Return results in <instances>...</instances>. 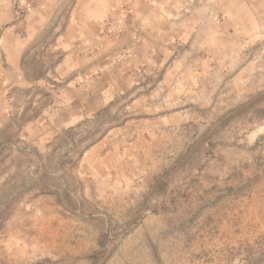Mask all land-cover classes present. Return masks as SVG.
Here are the masks:
<instances>
[{"label":"rangeland","instance_id":"rangeland-1","mask_svg":"<svg viewBox=\"0 0 264 264\" xmlns=\"http://www.w3.org/2000/svg\"><path fill=\"white\" fill-rule=\"evenodd\" d=\"M202 2L180 86L116 68L64 98L47 27L41 124L0 134V264H264V0Z\"/></svg>","mask_w":264,"mask_h":264},{"label":"crops","instance_id":"crops-1","mask_svg":"<svg viewBox=\"0 0 264 264\" xmlns=\"http://www.w3.org/2000/svg\"><path fill=\"white\" fill-rule=\"evenodd\" d=\"M202 3V0H0V134L15 125L19 117L29 119L27 132L31 128L35 132L41 124V116L32 114L26 101L33 102L35 108L36 101L41 99V73L29 70L41 69L36 52L41 51L39 41L48 26L59 38L47 50L49 62L59 54L63 59L55 67L50 66L55 72L50 70L47 76L63 83L58 92L62 95L66 92L64 98L75 86H80L77 91L88 90L91 83H97L116 68L125 71L129 67L133 79L139 72L162 70L158 84L180 86L186 83V75L179 74L184 66L168 46L180 45L186 38L197 36L203 18ZM121 6L129 8L130 17L122 26L123 37L110 41L103 34L101 23L113 16L114 8ZM204 15L212 18L211 7L204 10ZM124 51L131 59L121 60L119 69L115 60Z\"/></svg>","mask_w":264,"mask_h":264},{"label":"built area","instance_id":"built-area-1","mask_svg":"<svg viewBox=\"0 0 264 264\" xmlns=\"http://www.w3.org/2000/svg\"><path fill=\"white\" fill-rule=\"evenodd\" d=\"M113 16L103 23V30L106 34L118 35V28L125 24L130 17V11L126 8H115L112 11Z\"/></svg>","mask_w":264,"mask_h":264}]
</instances>
